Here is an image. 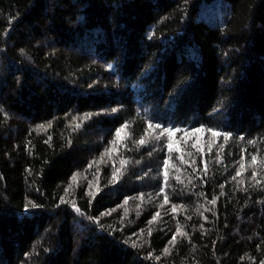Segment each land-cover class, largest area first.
I'll return each mask as SVG.
<instances>
[{"label": "trees", "instance_id": "trees-1", "mask_svg": "<svg viewBox=\"0 0 264 264\" xmlns=\"http://www.w3.org/2000/svg\"><path fill=\"white\" fill-rule=\"evenodd\" d=\"M207 1L0 0V264H264V0H222L220 28L195 19ZM149 124L182 136L141 150ZM97 144L116 161L71 183ZM161 193L176 212L139 240L156 222L128 204Z\"/></svg>", "mask_w": 264, "mask_h": 264}, {"label": "rangeland", "instance_id": "rangeland-1", "mask_svg": "<svg viewBox=\"0 0 264 264\" xmlns=\"http://www.w3.org/2000/svg\"><path fill=\"white\" fill-rule=\"evenodd\" d=\"M228 14H229L228 13V6L225 2H223L222 0H211V1L203 2L202 4L199 5L195 19H196V21H203V22L207 23L211 28H220V27H223L225 25V23L227 21ZM92 118H93L92 116L84 115V114L71 116L70 117L71 123L69 124V131H71L72 133L71 132L70 133L71 134L80 133L81 139L82 138L87 139V134H88V136L98 134V133L91 130V126H88L89 121ZM161 132H162V130H160V129L150 128L142 139L144 141V143L141 144L140 141H138V143H137L138 146L142 150L143 148H145L144 145H147V144L150 145V143L155 140V137L157 135H160L161 137H167L166 140H168V134L163 133V135H161ZM205 133L206 132H204V131H198V132L195 131V133H191L187 136H184L185 137L184 140L190 139L191 142H192V140L196 141L197 145H200V146H203V144H205L206 150H209L210 146L213 143L212 142L204 143L205 142V139H204ZM129 136L130 135L124 129H122L120 131L119 136L115 135L114 143L116 144L115 146H117L120 151L122 150V148L124 146H128V144L130 143L128 141L130 139ZM180 136H182V135L176 134L174 132L172 137H171V142L176 143L180 139ZM98 142L100 144V140ZM99 144L94 145V151L89 153V159L87 160V162L88 163L94 162L91 169L89 170V175H87V173H84V172L77 173V175L71 180V183H73V184L75 183L78 186H81V185H84L85 183L89 182V185L92 187L90 189L94 190L96 188V185L98 184L97 179L99 178V175L100 174L102 175L101 168L103 167V165L109 161H113V162L116 161V159H117L116 155L118 153L116 151L117 147L109 148L105 154L102 153L100 156H97V153L101 151V147L100 146L98 147ZM96 146H97V149L95 151ZM153 152H155V151H153ZM197 153H198V155H201L198 151H197ZM151 155H155V158L158 156L155 153H151ZM114 156H115V158H113ZM206 156H207V160H208V159H211L213 155L211 156V153L208 152V154H206ZM118 160H120V158ZM139 160H140V157H137V160H136L137 166L140 164ZM168 168H170L174 172V169H173L174 167L172 165L168 164ZM165 173H167V178H168L170 175L167 171V168L162 169L161 172L160 173L157 172V174H155V172H153V171L145 172V175L147 176V178H151V181H150V185H147V187L144 190L145 191L150 190V188L154 184H156V182H158V180L162 181V188L164 190L165 186L167 185V180H165ZM86 176L90 177L89 181L86 178ZM161 194H162V196H159L154 204L149 203L146 205L144 203H141L140 201H135V200L130 201L128 204L127 216L128 217L130 216L129 218H130L131 223H135L134 221L136 219H139L143 215V213L146 212L149 208H151V210H152L151 211L152 217L154 216L152 219V222H156L153 225L149 224V225L143 226V228L140 230V232L138 234L139 240H141L143 238L144 232L148 233V231H150V229L152 230L154 227H159V225H161L162 222L164 220H166L165 216H169L168 214H170L171 212H176V211H173L172 206L168 201H167V203L165 202V199H164L165 194L164 193H161ZM140 198L142 199V197H140ZM192 198H195V197L193 196ZM142 201L147 202V200H143V199H142ZM202 202H203V204L205 203V201H202ZM205 211H206V209L204 208V206H202L200 204V206L198 207V213H199L200 217H202V215H203V213H205ZM141 212H142V215H141ZM185 214L187 216H189L187 214L186 210H185ZM189 217H191V216H189ZM142 230H144V231H142Z\"/></svg>", "mask_w": 264, "mask_h": 264}, {"label": "snow or ice", "instance_id": "snow-or-ice-1", "mask_svg": "<svg viewBox=\"0 0 264 264\" xmlns=\"http://www.w3.org/2000/svg\"><path fill=\"white\" fill-rule=\"evenodd\" d=\"M112 111H116V110H115V109H112ZM41 127H43V126H41ZM124 127H126V125H125ZM148 127H149V128H152L153 125H152V124H149ZM155 127H156V128H161V125H158V124H157V125H155ZM120 131H121L120 129H117V130H116V135H117V136H119ZM179 131H181V130H180V129H175V128H167V127H164V128L162 129L161 135H163V133H167V134H168V143H167V147H168L169 151H171V149H172L171 137H172V135H173L174 132H179ZM195 131H197V132H198V131H202V129H195ZM208 131L211 133V135H212L213 137H219V136L223 135V139H224L225 141H227V140L229 139V135H230V134H227V133L221 134V133H219V132H217V131H215V130H212V129H208ZM156 138H157V139H160V136H157ZM240 139H244V138L241 137ZM140 143L143 144L144 141L141 140ZM249 143H254V142H253V141H249ZM193 147H196V145L194 144ZM251 160H252L253 162H255V161H256V156H255V155H252V156H251ZM164 163H165V165H166V164L168 163V161L165 160ZM241 167H243V165H241ZM236 175L239 176V175H240V172L237 171ZM253 178H255V172H253ZM233 179H235V177H233ZM165 180H167V173H165ZM221 187H223V185H221ZM161 191H163V188L161 189ZM164 199H165V202L167 203V201H168V197L165 196ZM215 202H216L215 198H213V199L210 201V203H212V204H214ZM33 207H35V205H33ZM173 211H175V206H173ZM189 218H190V217H189ZM172 239L175 240V236H173Z\"/></svg>", "mask_w": 264, "mask_h": 264}]
</instances>
